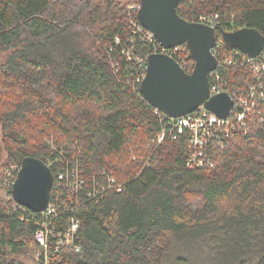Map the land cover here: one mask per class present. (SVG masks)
Instances as JSON below:
<instances>
[{
  "label": "trees",
  "instance_id": "obj_1",
  "mask_svg": "<svg viewBox=\"0 0 264 264\" xmlns=\"http://www.w3.org/2000/svg\"><path fill=\"white\" fill-rule=\"evenodd\" d=\"M139 3L0 0L2 189L11 199L5 170L27 157L54 179L66 164L83 170L80 204L52 222L79 220L80 251L51 250L48 264H264V130L227 141L202 169L187 168L184 134L156 143L163 123L137 91L136 60L152 53L133 34ZM177 13L192 23L218 15L217 41L244 27L264 39V0H179ZM183 57L193 62L186 45ZM1 203L0 264H29V245L44 264L32 215L21 221Z\"/></svg>",
  "mask_w": 264,
  "mask_h": 264
},
{
  "label": "built area",
  "instance_id": "obj_2",
  "mask_svg": "<svg viewBox=\"0 0 264 264\" xmlns=\"http://www.w3.org/2000/svg\"><path fill=\"white\" fill-rule=\"evenodd\" d=\"M139 8V4L130 6V10L136 13ZM218 19V15L215 14L201 15L196 23L216 29ZM244 28H239V30ZM133 34L139 35L140 42H147L152 46L151 54L166 55L172 58L185 73L193 72L194 62H189L183 57V45L170 49L161 47L152 33L144 29L138 21L133 24ZM115 41L119 42L118 39ZM130 43L135 44L134 38ZM210 52L215 59V67L208 73L209 99L222 94L226 95L232 102L228 114L225 117H219L203 105L180 118H168L155 110V114L163 123L161 131L156 135V143H163L167 137L176 140L178 135L184 134L188 151L186 166L189 169L212 167L213 158L220 154L227 141L240 135L247 136L255 130H264V51L252 58L239 49L229 48L223 41L216 40ZM125 54L132 56L128 51ZM136 62L143 70L136 80L139 84L137 91L141 97L140 85L145 76L147 60L137 59ZM51 146L54 147L52 141ZM60 152L64 153L65 151L61 149ZM61 156L60 158H62ZM55 163L57 165V159H55ZM66 165L55 170V179L53 178L50 201L46 210L38 213L33 212L17 204L12 197L1 203L3 208L10 207L13 210H19L21 221L26 218L27 214L32 215L31 219L35 225L33 239L39 249L37 256L43 259L44 264L51 261V250L54 253L62 249L80 251L78 244L80 222L77 218L74 216L66 218L62 229H58L52 224L53 221L58 220L59 210L70 211L75 199H77L76 205L80 204L77 197L82 190L81 174H83V170L80 169V166H76L72 170L69 169V164ZM144 165L147 166L148 163ZM19 168L10 167L5 170L4 175L7 180L9 182L12 180L11 188L16 178L14 174L17 175ZM107 182L109 189L118 193L122 191V184L118 183L113 175L108 176ZM61 188L67 189V203L59 196Z\"/></svg>",
  "mask_w": 264,
  "mask_h": 264
},
{
  "label": "water",
  "instance_id": "obj_3",
  "mask_svg": "<svg viewBox=\"0 0 264 264\" xmlns=\"http://www.w3.org/2000/svg\"><path fill=\"white\" fill-rule=\"evenodd\" d=\"M139 2V24L165 49L186 45L194 62L193 72L187 74L172 58L151 54L140 85L142 99L168 118H180L202 105L225 117L232 107L231 100L224 94L209 99L208 94V73L215 67L210 50L216 41V29L181 18L177 13L179 0ZM221 37L227 47L239 49L252 58L264 49V39L254 29L222 33ZM52 184L49 167L39 159L27 157L20 163L11 196L17 204L42 212L48 207Z\"/></svg>",
  "mask_w": 264,
  "mask_h": 264
},
{
  "label": "rangeland",
  "instance_id": "obj_4",
  "mask_svg": "<svg viewBox=\"0 0 264 264\" xmlns=\"http://www.w3.org/2000/svg\"><path fill=\"white\" fill-rule=\"evenodd\" d=\"M2 135H1V131H0V165L3 164V160H4V156L5 154L3 153V149H2ZM137 158V161H141L142 158H138L137 156H135ZM145 163V162H144ZM7 199H9L8 195L6 194V192L2 189V180H1V176H0V202L6 201ZM28 249L25 250L23 252V256L22 259L24 261H26L29 264H34L33 261V256H34V251L32 250V246H28Z\"/></svg>",
  "mask_w": 264,
  "mask_h": 264
}]
</instances>
